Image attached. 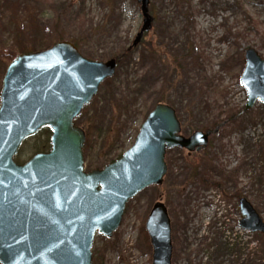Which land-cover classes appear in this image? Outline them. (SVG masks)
Wrapping results in <instances>:
<instances>
[{
    "label": "rangeland",
    "instance_id": "obj_1",
    "mask_svg": "<svg viewBox=\"0 0 264 264\" xmlns=\"http://www.w3.org/2000/svg\"><path fill=\"white\" fill-rule=\"evenodd\" d=\"M148 12L151 30L131 48L137 0H0V90L19 48L45 50L58 36L91 60L129 52L75 122L84 170L120 159L157 103L175 109L185 137L210 132L209 146L166 152L162 185L128 202L110 239L95 235L92 264H151L144 225L156 202L168 210L172 264H264V235L235 224L241 198L264 222V104L245 110L239 82L245 50L264 61V0H149ZM49 137L26 140L15 161L48 151Z\"/></svg>",
    "mask_w": 264,
    "mask_h": 264
},
{
    "label": "water",
    "instance_id": "obj_2",
    "mask_svg": "<svg viewBox=\"0 0 264 264\" xmlns=\"http://www.w3.org/2000/svg\"><path fill=\"white\" fill-rule=\"evenodd\" d=\"M142 25L131 48L151 30L149 0H137ZM130 48V49H131ZM239 82L245 110L264 104V61L244 51ZM114 58H84L70 42L17 55L6 67L0 90V264H91L96 234L110 239L128 202L167 172V150L200 151L210 132L181 134L175 110L157 104L141 124L133 145L100 170L84 171L85 133L74 125L102 83L114 76ZM51 133L50 149L22 165L14 158L29 138ZM239 227L264 235V222L244 198ZM151 264H172L171 224L166 206L155 203L144 225Z\"/></svg>",
    "mask_w": 264,
    "mask_h": 264
},
{
    "label": "trees",
    "instance_id": "obj_3",
    "mask_svg": "<svg viewBox=\"0 0 264 264\" xmlns=\"http://www.w3.org/2000/svg\"><path fill=\"white\" fill-rule=\"evenodd\" d=\"M63 40V38H62V36H58V38H57V42H60V41H62ZM72 44L75 46V47H78V42H76V41H74V42H72ZM34 49H30V48H19L18 50H17V52L18 53H28V52H32ZM151 52H154V50L153 49H151ZM129 52H127V51H124V53H123V55H121V56H117V57H113V58H116V60H117V65L120 63V61L123 59V57H125V56H127V54H128ZM12 59V58H11ZM158 104V103H157ZM75 122H76V120H75ZM41 135H48L50 132L48 131V130H42L41 132Z\"/></svg>",
    "mask_w": 264,
    "mask_h": 264
},
{
    "label": "flooded vegetation",
    "instance_id": "obj_4",
    "mask_svg": "<svg viewBox=\"0 0 264 264\" xmlns=\"http://www.w3.org/2000/svg\"><path fill=\"white\" fill-rule=\"evenodd\" d=\"M209 138H210V136H209ZM209 138H208V145H207V147L204 149V150H200V151H193V152H188V151H186V150H182V151H185L186 153H187V155L188 156H190V155H195V154H199V153H201V152H204L207 148H208V146H209ZM166 174H167V172H166ZM161 186V185H160ZM160 186H157V187H160ZM157 203V202H156ZM238 203H239V200H238ZM239 209V208H238ZM231 215V214H230ZM238 223H239V221H236L235 222V224H236V226L239 228V226H238ZM239 230L240 231H244V230H242V229H240L239 228ZM232 231H233V228H232ZM244 232H247L248 233V231H244Z\"/></svg>",
    "mask_w": 264,
    "mask_h": 264
}]
</instances>
